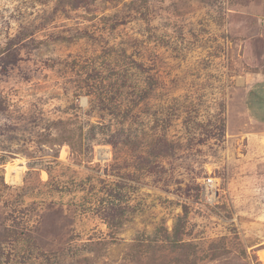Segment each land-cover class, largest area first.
I'll use <instances>...</instances> for the list:
<instances>
[{"label":"rangeland","instance_id":"rangeland-1","mask_svg":"<svg viewBox=\"0 0 264 264\" xmlns=\"http://www.w3.org/2000/svg\"><path fill=\"white\" fill-rule=\"evenodd\" d=\"M263 254L264 0H0V264Z\"/></svg>","mask_w":264,"mask_h":264},{"label":"built area","instance_id":"built-area-1","mask_svg":"<svg viewBox=\"0 0 264 264\" xmlns=\"http://www.w3.org/2000/svg\"><path fill=\"white\" fill-rule=\"evenodd\" d=\"M211 182L212 180L210 179L208 183H206V190L208 191V193H210V195H213L215 194V192L212 191L211 184H210Z\"/></svg>","mask_w":264,"mask_h":264},{"label":"trees","instance_id":"trees-1","mask_svg":"<svg viewBox=\"0 0 264 264\" xmlns=\"http://www.w3.org/2000/svg\"><path fill=\"white\" fill-rule=\"evenodd\" d=\"M75 3H79L81 0H73ZM181 230L176 228V235L179 237L180 236ZM173 245L176 246V240L173 242Z\"/></svg>","mask_w":264,"mask_h":264},{"label":"bare ground","instance_id":"bare-ground-1","mask_svg":"<svg viewBox=\"0 0 264 264\" xmlns=\"http://www.w3.org/2000/svg\"><path fill=\"white\" fill-rule=\"evenodd\" d=\"M104 156H108V154H104ZM14 175L16 176V178H20V173L17 171L16 173H14ZM263 260H264V254L262 256Z\"/></svg>","mask_w":264,"mask_h":264}]
</instances>
